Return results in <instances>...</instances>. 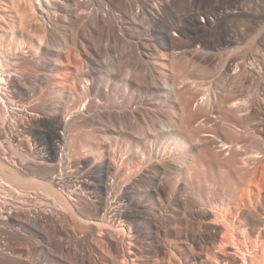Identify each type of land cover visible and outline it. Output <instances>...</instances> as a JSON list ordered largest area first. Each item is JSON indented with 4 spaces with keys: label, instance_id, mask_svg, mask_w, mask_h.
<instances>
[{
    "label": "bare ground",
    "instance_id": "obj_1",
    "mask_svg": "<svg viewBox=\"0 0 264 264\" xmlns=\"http://www.w3.org/2000/svg\"><path fill=\"white\" fill-rule=\"evenodd\" d=\"M25 1L31 4L33 12L38 15L46 28L49 25L50 30L56 31L59 26L58 20L55 21L53 16L61 10L63 27L66 35H69L63 36L60 48L52 51L62 56L63 60L60 62L65 72V77L55 84L59 87L57 92H61L66 98L73 95L81 96L85 94L83 91L85 86L86 90L102 93L101 95L109 101L111 98L112 106L101 109H88L84 106V108H79L84 109L85 114H95L102 118L124 117L125 112H129L130 118L134 121H144L148 113L137 111L135 100H139L142 104L144 98L149 96L152 100L156 96L154 102H159V104L166 102L172 108L177 106L184 115L189 116L191 112L189 106L192 102L190 100L195 99L197 86L204 81L207 85L211 82H209V73L200 67L202 62L209 60L202 57V52L199 50L201 48H198V45L203 44L200 38L211 37L210 34L220 29L216 25L220 24L221 20L228 19L238 23L230 31L232 39L228 40L229 43H224L227 47L238 44L235 41L238 31L248 32L251 23L263 24L261 30L263 33H258L260 39L257 41L264 40V17L261 20L257 17V20L254 12L242 7L243 3L249 0H235L232 7L225 8V11L223 10L224 12L217 16L219 19L217 23L207 16L205 24L207 22L216 23L213 27L208 26L209 29L211 28L208 34H203L207 28L206 25L197 23V18L201 13L197 9L194 11V8L189 10L190 14L186 17L189 23L186 22L185 28L173 22L161 23V8L164 5L168 8L173 7L178 4V0H119L125 5L122 12L118 10L115 12V8L109 6L111 0H62L59 3H54L55 0ZM1 2L3 3L2 0ZM97 2V7L94 8ZM236 9L238 11H234ZM143 10H146L155 23L160 22L161 26L154 28L139 26L136 18ZM91 24L102 26L107 37L113 41L128 39L129 31L137 32L138 41L135 42L134 47L136 64L133 67L134 71L139 72L145 65L146 75L143 77L144 80L135 84L138 95L131 101L119 100V93L114 92L115 83L121 81L124 88L122 92L124 91V95L128 94L127 87L131 85L128 82L131 69L128 70L125 64H121L117 75L112 70L99 71L96 64L99 61L104 62L105 58L104 60L101 58L107 48L101 50L93 47L88 39L75 30L76 26H80L87 33H91ZM172 32H178L185 35L187 39L189 38L187 47L179 45L173 39ZM8 40L5 33H0V194L12 198L11 200L2 197L0 199V264H135V261L140 260L141 257L148 263L160 264L161 262L157 260L158 255L165 252L166 254L167 252L175 255L183 254V264H247L245 257L241 259L237 255L238 249L224 241L218 243L217 248L219 247L220 250L216 254L212 252L210 246L216 243L215 228L225 229L229 225L236 231L244 229L248 237H255V241L259 240L257 237L264 235V232L257 229V225L264 221V200L253 198L243 191L244 194L241 192L242 195L238 197L233 194L229 195L226 203L221 206H211L212 210L199 208L202 214L211 213V216L204 219L202 230L185 239V241L191 240L198 248L199 252L191 254L190 248L187 251L181 244L183 241L171 238L174 234L172 225L177 224V214L171 208L177 205H188L187 199L168 194L162 201L159 198L149 200L137 198L136 203L131 204L129 197L139 196V189L136 183L131 181H127L123 188L124 185L122 186L119 182L123 170L115 159L109 156L102 159L103 162L93 170L67 171L69 167L65 152L75 150L78 145L75 134L68 133L70 131L68 129L74 124L69 127V124L59 122L57 127L63 129L65 133L51 136L48 144L47 133L32 126V116L38 101L33 95L34 81L43 84L47 82V77H43V80L37 79L29 65L13 63L15 57L18 56L17 51L29 59L33 58L31 42L17 40L12 44L11 40L9 42ZM40 46L44 47L47 53V42L41 43ZM161 48L169 51L170 58L166 63L158 61L165 56ZM247 57L253 58V55L250 54ZM145 58H148V61H145ZM226 62H224V67H222L223 63L221 66L218 62L222 85L216 87L215 84L211 86V89L210 87L206 89L209 94L207 93V96L205 95L206 97L202 99L201 106H220L224 104L223 94L226 91L231 93L233 80L238 72L234 61ZM163 65L175 68L177 74L171 69H161ZM185 66H196V68L199 66L201 69L198 74L194 75V73L189 76L183 71ZM240 71L246 75L248 80L253 73L255 75L257 73L252 68L249 70L246 67ZM120 74L121 76H118ZM248 80L245 82L250 81ZM212 82L210 85L213 84ZM204 83L202 86L206 85ZM262 87L264 86H261V89ZM13 88L19 95L16 103L10 98L9 90ZM258 89L257 91L261 90ZM206 92L199 91L204 94ZM240 104H232L229 107L233 112L238 113L240 109L243 110V105ZM148 106L144 109L150 110L153 116L158 117L159 109ZM66 110L55 111V117L68 115L69 110ZM69 116L71 117V114ZM17 117H24L27 120L26 131L15 124L14 119ZM77 118L82 117L77 116ZM164 128L166 129V124L163 122H158V124L153 122L151 128L146 127V130L150 134L156 133L157 135L166 132L167 129ZM122 129L127 130L123 126ZM142 129V126L138 127L137 132ZM120 130V127L114 129L116 132ZM20 132H23V139L17 137V134L21 136ZM187 137L195 139L197 135L194 130L186 134L183 128L172 129L169 138L173 152L170 153L169 162L173 165L172 173L176 175L185 173L194 177L192 174L195 173V169L187 165V162H190L187 161L189 158L187 159V155L182 153L181 155L179 151L183 140ZM161 160V163L164 162V159ZM70 178H75L77 181L74 186L77 201L74 203L63 198L56 189L62 184L69 186ZM166 183L163 176L154 181L152 190L156 197L160 191L167 189ZM47 195L58 199L62 206L47 207ZM83 195L87 197L84 198ZM93 198L96 199L98 205L92 210L91 202L85 203V201ZM147 204L154 207V212H147ZM224 208H226V213ZM213 209L225 213L222 220L217 219ZM164 212L172 217L167 223L162 217ZM263 228L261 230L264 231ZM222 235H224L223 232ZM10 241H13L17 247L13 248ZM221 251L228 257L222 256ZM175 255L168 256L169 264L177 262L178 257L175 258Z\"/></svg>",
    "mask_w": 264,
    "mask_h": 264
},
{
    "label": "rangeland",
    "instance_id": "obj_2",
    "mask_svg": "<svg viewBox=\"0 0 264 264\" xmlns=\"http://www.w3.org/2000/svg\"><path fill=\"white\" fill-rule=\"evenodd\" d=\"M2 1L3 3H0V30L2 29L0 33H5L7 40H11L12 44L17 40L32 43L33 58L29 59L23 56L21 52L17 51L16 53L18 56L15 57L13 63L15 65H29L37 79L43 80V77H47V82L43 84L34 81L33 95L38 101L35 104L32 116V126L47 133L46 140L48 144L51 141V136L65 133L63 129L57 127L59 122L63 121L69 124V127L74 124V126L68 129L70 130L68 133L71 132L75 134L78 145L75 150L65 152L69 167L67 171L74 172L79 169L87 172L93 170L109 156L111 159H115L118 166L120 165L119 167L123 170V174H121L119 178L121 185H124L123 188L127 181H131L136 183L139 189V196L131 195L129 197L131 204H135L137 198H142V200L159 198L162 201L168 194L187 199L188 205H177L171 208V210L177 214V224L172 225L174 234L171 238H178L180 241H183L181 244H183L187 251L188 248H190L191 254L192 252L196 254L198 248L191 240L185 241V239L189 235L191 236V234H195L199 230H202L204 219L211 216V213L202 214L199 208H208L212 210L211 206H221L226 203L229 195L233 194L238 197L244 194L243 191L247 192V194L249 193L253 198L264 200V87L261 89V86H264V40L257 41L260 39L258 33H263L261 31L263 24L260 25L258 23V25L257 23H251L252 25L247 30L248 32H245V30L238 31V36L235 38L238 44H232L228 46V48L225 44L229 43L228 40L232 39V33H230V31L233 29V26L238 23L228 19L221 20L220 24L216 25L220 27L218 31L210 34L211 37L204 36L200 38V42L203 44L198 45V48H201L199 50L202 52V57L209 59H205L206 61L202 62L200 67H203L205 71L209 73L208 77H210V80H207H209V82L213 81V84L210 85V82V84L207 85L206 81H204L206 85L202 86L204 82H201V85L197 86L195 93L196 97L195 99L191 98L193 100H190L192 101L190 102L191 104L189 103V110L191 107L190 115H184L177 106L172 108L169 104H166V102L160 104L159 102H154L156 96H154L153 100L150 99L151 96H149L144 98L142 104H140L139 100H135V102H137L135 106L136 110L148 113L144 121L137 122L130 118L129 112H125L126 116L124 117L116 118H102L95 114H85V110L79 108L87 107L88 109H101L102 107L112 106L111 98L109 101L106 97L101 95L102 93L86 90L85 86L83 88L85 94L81 96L73 95L66 98L61 92H57L59 87L55 84L65 77V72L60 62L63 60L62 56L52 51H55L56 48H60L63 36L69 35H66L65 28L63 27L64 22L62 20L61 10L59 13L56 12L57 14L55 13L56 15L53 16L55 21L58 20L57 23L59 25L56 31H54L50 30L49 25H47V28L44 26L38 15L33 12L31 4L27 1ZM59 1L62 2V0H55L53 2L59 3ZM120 2L119 0H111L109 1L111 4L107 3L109 6L115 8V12H117L116 10L122 12L125 9V5ZM177 3V5L170 8L165 7V5L161 8V23L173 22L179 24L181 28H185L187 25L186 22L189 23L188 20H186L187 15L190 14L189 10L194 8V11L197 9V11L201 13L197 18V23L204 26L206 25L205 27L208 29L206 28L203 34H208L211 29H209V27H213V25L217 23V20H219L217 16H220V13L224 12L225 8L232 7L235 0H178ZM97 4L98 2L96 6L94 5V8L97 7ZM242 7L247 11L254 12L256 19L257 17L258 19L260 18L259 20L263 19L264 0L245 1ZM234 11L238 10L236 9ZM194 13L195 12H193V14ZM207 16L212 21H216V23L209 24L207 22V24H205L204 21L207 20ZM136 20L139 26L143 28L161 26L160 22L157 21L155 23L154 20L148 16L146 10H143ZM91 28V33H87L86 30L83 27L81 29L80 26H76L75 30H77L81 36L88 39L93 47L101 50L107 48V50L105 49V53L103 52L102 55L104 56H102L101 59L104 60L105 58V60L108 61L104 60V62H97L98 65L96 64V67L99 71L112 70L117 75L121 64H125L129 68L128 70L131 69L128 82L132 87L131 85L127 87V96L124 95V91L122 92L123 86L121 81L115 83L114 91L119 93V100H125V102L131 101L132 98H136L138 95L137 86H135V84L140 83L146 75V73H144L146 69L145 65H143L139 72L134 71L133 67L136 64L134 47L135 42L138 41L137 32H135V30L129 31L128 39H117L113 41V39L107 37L106 31L102 26L91 24ZM172 34L173 39H175L179 45L187 47L189 38L187 39L185 35H181L178 32H172ZM45 42H47V53L44 51V47L40 46L41 43ZM183 43L186 44L184 45ZM216 47L221 48L218 49ZM161 51L165 56L162 60H157L166 63L170 58L169 51H166L164 48H161ZM250 54L253 55V58L247 57ZM145 59V61H148V58ZM217 61L221 63V66L223 63L222 67H224V62L226 61H234L236 63L238 74L233 80V89L231 93L226 91V93L223 94L225 98L224 104L220 106H201L202 99L207 96V93L209 94V92H206V89H209V87L211 89V86L215 84L216 87L222 85L220 82V71H218L220 69V64H218ZM244 67L249 68V70L252 68L254 72H257H255L256 75L253 73V79H251V77L249 79L250 81L246 79V75L240 71ZM165 68L171 69L177 74L175 68L164 65L161 67V69ZM200 69L199 66H197V68L196 66H185L183 71L191 76V74L194 73V75L198 74ZM233 72L236 73L235 71ZM118 76H121V74ZM247 80L251 83L245 82ZM261 81H263V83ZM258 84L260 87H257ZM257 89H261L262 91H257ZM9 91L11 100L16 103V100L19 99L18 92H16L14 88ZM199 91L206 93H199ZM39 98H41V100H39ZM143 102H145L144 105ZM232 104L243 105V110L240 109L241 111L239 110L238 113L235 111L233 112L232 108L229 107ZM148 105L159 109L160 113L158 117L153 116L150 110L144 109L149 107ZM197 105H199V107ZM197 107L198 109L196 110ZM63 109L69 110L68 115H59V118L55 117V111H62ZM70 114L71 117L75 119H70ZM77 116L82 118H77ZM14 121L15 124L20 126V129L26 131L28 122L24 117H17ZM153 122L156 124H158V122L166 124L167 130L164 128L166 132L157 135H155L156 133L154 135L152 133L150 134L148 130H146V127L151 128ZM122 126L127 130L122 129ZM140 126H142L143 129L137 132ZM117 127L121 128L118 132L114 131ZM177 128H183L186 134H190V132L194 130L197 135L195 139L192 138L193 140L188 137L185 138V140H183V145L179 149L180 154L187 155V159L189 158L187 161L190 162H187V165L195 169V173L192 174L194 177H190L185 173L180 175L172 173L171 167H173V165L169 162V159L171 157L170 153L173 152V146L170 145L171 140L169 137L172 129L174 130ZM22 133L23 132H20L21 136L17 134V137L23 139ZM161 159H164V162L161 163ZM199 162L201 163L199 164ZM161 176H163L164 182H167L166 184L168 187L160 191L156 197L152 187L154 181L159 177L161 178ZM69 180L71 181L69 186L67 184H62L56 189L63 198H67L74 203L77 201L74 195V186L77 181L75 178H70ZM0 195V199L1 197H11L7 195L4 196V194ZM85 196L87 197V195ZM85 196L83 195L84 198ZM11 199L12 198L9 200ZM89 202H91L90 207H92V210L98 205L95 198L90 199V201H85V203ZM54 205L62 206L58 199L47 195V207H52ZM83 206H85V204ZM224 209L225 212L226 208ZM147 210V212H154V207L147 204ZM66 212L68 213V211ZM213 212L219 220H222L226 213L215 209H213ZM164 213L162 217L165 219V223H167L172 217L168 215L169 213ZM257 226L260 232H264L261 230V228L264 227V221ZM215 230L217 234L216 243L214 246H210L214 254L218 253L220 250L219 247L217 248L218 243L224 241L237 248L239 251L237 255L241 259L245 257L247 259V264H264L263 234L260 238L257 237L259 240L255 241V237H248L244 229L236 231L231 225L225 227V229L216 227ZM222 232L224 235H222ZM10 242L12 243L11 246L13 245L14 248V246H16L14 245L15 243H13V241ZM130 248L134 249L135 247ZM170 255L174 256L175 254L168 252L167 254L166 252L161 253L158 255L157 260L161 262L160 264H169L168 256L170 257ZM221 255L228 257L227 254L223 255L222 251ZM175 256V258L178 257L175 264H183L184 255L178 253V255ZM153 263H148L142 257L140 260L135 261V264Z\"/></svg>",
    "mask_w": 264,
    "mask_h": 264
}]
</instances>
